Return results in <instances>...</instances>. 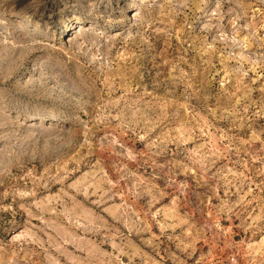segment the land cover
Wrapping results in <instances>:
<instances>
[{
    "label": "rangeland",
    "instance_id": "374dc122",
    "mask_svg": "<svg viewBox=\"0 0 264 264\" xmlns=\"http://www.w3.org/2000/svg\"><path fill=\"white\" fill-rule=\"evenodd\" d=\"M0 264H264V0H0Z\"/></svg>",
    "mask_w": 264,
    "mask_h": 264
},
{
    "label": "bare ground",
    "instance_id": "6f19581e",
    "mask_svg": "<svg viewBox=\"0 0 264 264\" xmlns=\"http://www.w3.org/2000/svg\"><path fill=\"white\" fill-rule=\"evenodd\" d=\"M71 25H73V24H71ZM66 30H67V31H71V29H70V28H66Z\"/></svg>",
    "mask_w": 264,
    "mask_h": 264
}]
</instances>
